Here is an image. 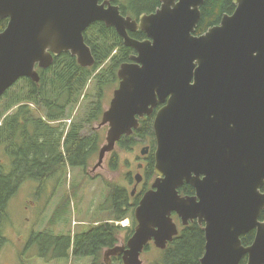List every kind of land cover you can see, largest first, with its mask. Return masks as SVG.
Wrapping results in <instances>:
<instances>
[{"label": "water", "instance_id": "water-1", "mask_svg": "<svg viewBox=\"0 0 264 264\" xmlns=\"http://www.w3.org/2000/svg\"><path fill=\"white\" fill-rule=\"evenodd\" d=\"M204 1L162 0L136 20L110 0H0V23L8 20L0 31V99L22 78L40 82L38 68L63 53L94 66L84 32L95 23L114 28L135 51L119 68L99 124L109 128L94 171L161 107L153 121L156 178L135 208L132 237L105 252L106 264L112 257L144 264L151 243L165 250L180 233L173 215L183 227L204 226L201 264L245 257L264 264V0H234L232 14L196 35ZM138 32L145 39L131 36ZM150 152L147 145L141 155ZM184 185L195 195H181Z\"/></svg>", "mask_w": 264, "mask_h": 264}, {"label": "trees", "instance_id": "trees-1", "mask_svg": "<svg viewBox=\"0 0 264 264\" xmlns=\"http://www.w3.org/2000/svg\"><path fill=\"white\" fill-rule=\"evenodd\" d=\"M110 1L120 7L124 16L134 19L155 12L162 3V0ZM233 1L205 0L196 35H202L219 25L223 15L232 14L236 8ZM7 24L8 20L0 23L1 32ZM131 36L145 39L142 32L131 33ZM84 37L96 59L94 66L82 67L70 53H63L55 58L50 68H38L40 82L22 78L0 99V154L10 160L8 171L0 164V253L7 244L3 226L9 218V203L24 183L36 181L43 186L62 166L69 164L86 170L94 157L99 156L103 136L100 129H94V125L101 123L112 92L119 86L120 66L130 62L135 51L126 47L116 30L104 23L91 25L84 32ZM77 108H82V112L72 120ZM67 120H72L70 125L66 123ZM137 139L148 140L151 145L145 168L147 185L143 192L134 199L132 193L123 188L119 196H114L111 188L109 196L112 195L114 201L110 217L113 219L90 227L74 239L67 237L65 248L68 251L62 253L60 250L57 253L63 260L69 259L70 251L73 258H90L91 264H106L105 252L120 243L125 244L132 237L137 225L135 208L142 195L148 191L149 183L156 178L153 116L142 120L140 129L124 137L117 147L132 152L138 144L135 141ZM113 165L112 169H115ZM180 193L193 196L195 189L184 185ZM173 217L179 224V235L165 250L156 248L157 255L146 264H201L206 250L204 226L194 222L183 227L179 218L176 215ZM129 218V227L117 224ZM261 220H264V212ZM255 234L253 231L243 236V245L250 246ZM41 237L43 234H39L33 241ZM57 246L61 245H56V249ZM151 249L149 244L144 252L149 253ZM44 254L46 252L41 256L44 257ZM247 261L245 257L240 264H247ZM115 263L123 264L122 258L112 257L111 264Z\"/></svg>", "mask_w": 264, "mask_h": 264}, {"label": "rangeland", "instance_id": "rangeland-1", "mask_svg": "<svg viewBox=\"0 0 264 264\" xmlns=\"http://www.w3.org/2000/svg\"><path fill=\"white\" fill-rule=\"evenodd\" d=\"M113 93L114 91L107 108ZM81 112L82 108H77L72 120ZM72 120H67L66 123L70 125ZM108 128L99 127V124L94 125V129H100L103 136L101 147L106 144ZM135 141L138 144L132 152L117 147L113 153L106 156L102 167L95 171L98 155L86 170L67 164L43 186L36 181L24 183L8 206L9 218L3 226L7 244L0 253V264H91L90 258H73L70 251L67 260L57 256V253L60 250L62 253L68 251L65 248L67 237L71 236L74 239L76 235L90 227L113 219L111 206L114 198L112 195L109 196L111 188L114 196H119L121 188L132 193L134 188L127 174L130 172L138 174L137 166L143 164V160L138 159L141 157V150L144 146H151L148 140ZM0 159V164L7 171L10 170V160L1 154ZM112 165L115 169H112ZM154 180L149 183V189ZM117 224L129 227L131 218ZM39 234H43V237L33 241ZM58 244L61 246H57L56 249ZM48 245L54 247L56 251H48L46 247ZM151 247L149 253L142 254L144 264L157 255L153 243ZM44 252L46 254L42 257L41 254Z\"/></svg>", "mask_w": 264, "mask_h": 264}, {"label": "flooded vegetation", "instance_id": "flooded-vegetation-1", "mask_svg": "<svg viewBox=\"0 0 264 264\" xmlns=\"http://www.w3.org/2000/svg\"><path fill=\"white\" fill-rule=\"evenodd\" d=\"M138 18H135V19L137 20ZM134 34H136V33H134ZM159 108H161V107H159ZM158 109H156L154 111V113L152 114L153 121H154V118H155V115H156V112H157ZM148 156L149 155H146V156H142L141 155V157L138 158V159L143 160V164H138V166H137L138 167V170H139L138 171V174H142V177H143V180L140 183H137L136 180H135L136 175H138L137 172L136 173H131L130 172V173L127 174V177L130 178V181H131V184L133 185V188L136 187V189H137L136 190V194L134 196H132L133 198H136V197L140 196V194L143 192L144 188L147 185V177H146V173H145V168H146V165H147V158H148ZM140 165H142V167H139ZM48 250L49 251L50 250L53 251L54 250V247L52 248L51 246H48Z\"/></svg>", "mask_w": 264, "mask_h": 264}, {"label": "built area", "instance_id": "built-area-1", "mask_svg": "<svg viewBox=\"0 0 264 264\" xmlns=\"http://www.w3.org/2000/svg\"><path fill=\"white\" fill-rule=\"evenodd\" d=\"M127 225H128V223H127Z\"/></svg>", "mask_w": 264, "mask_h": 264}]
</instances>
